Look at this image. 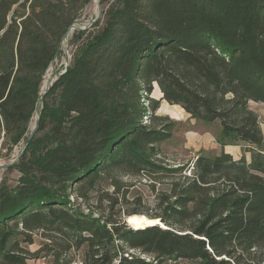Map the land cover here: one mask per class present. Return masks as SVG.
I'll return each instance as SVG.
<instances>
[{"label":"trees","instance_id":"1","mask_svg":"<svg viewBox=\"0 0 264 264\" xmlns=\"http://www.w3.org/2000/svg\"><path fill=\"white\" fill-rule=\"evenodd\" d=\"M89 2L0 0L8 152L32 131L45 74ZM73 39L83 41L44 94L36 133L6 168L17 183H0V264H73L82 249L83 264H264V132L250 107L264 103V0H112ZM162 100L219 122L223 145L243 154L167 162L159 144L177 121L157 113ZM137 179L158 212L130 198ZM132 214L167 227L132 228Z\"/></svg>","mask_w":264,"mask_h":264},{"label":"rangeland","instance_id":"2","mask_svg":"<svg viewBox=\"0 0 264 264\" xmlns=\"http://www.w3.org/2000/svg\"><path fill=\"white\" fill-rule=\"evenodd\" d=\"M111 1L112 0H90V2L83 8L80 16L73 24L78 27H85V29L87 30H92L95 22L98 19L101 21L104 20L105 10L108 8ZM98 15L99 17L97 18ZM76 30L77 29L72 30L70 36L62 41L60 54L52 62L46 72V74L50 72L51 75H53L54 79L52 80V83L58 77V75L56 76V74H59L64 69V67L72 61L75 50L83 41V39H81L80 41L73 39V34ZM42 89L44 91V83L42 85ZM161 94L162 93L159 87L156 86L155 90L152 93V96L160 99ZM250 107L258 113L259 120L264 132V103L250 101ZM157 113L160 115H168L173 120L177 121L173 136L170 139L159 144L161 158L169 163H190L194 161L193 159L196 155H199L201 153L211 155L218 154L219 152H221V150H226L227 147L231 148L230 146H236L240 149V153L242 154L244 152L242 145H223L222 140L219 139L220 126L219 122L217 121L214 123H205L202 121H198L195 118H192L180 105H170L166 100L161 101V105L157 110ZM37 117L38 116L36 113L30 123V129L35 128ZM22 144L23 142L20 145L16 146L10 152H8L7 148H5V151L2 152V156L8 160L7 163L14 161L15 158L18 157V155L21 153ZM246 155L247 157H250V153H247ZM19 175L20 173L16 169L10 171H6V169H0V183L6 180L9 185H15L17 183ZM124 178L126 180H130L128 177ZM137 180L138 181H136V185L130 192V198L133 199L136 196H141L144 201L143 208L145 210L150 213L158 212V209L155 207L156 194L152 191L149 184L145 180ZM105 187L110 188V185L106 184ZM157 187L162 188L163 185H157ZM146 216L140 215L137 217L144 218L145 224L147 221ZM134 218L135 217H131L132 222L137 225L136 226L133 224L134 227L138 228L144 226V224L135 222ZM43 242L44 239L37 233L35 234V243L29 245V247L35 250L39 248ZM83 252L84 249L78 252V258H83ZM51 258L52 257H40L37 262L39 264H47L51 261Z\"/></svg>","mask_w":264,"mask_h":264},{"label":"water","instance_id":"3","mask_svg":"<svg viewBox=\"0 0 264 264\" xmlns=\"http://www.w3.org/2000/svg\"><path fill=\"white\" fill-rule=\"evenodd\" d=\"M100 14H101V9H100ZM98 17H99V15L97 16V18H98ZM84 28H85V27H78V26H76L75 24H71V25L69 26L68 30L66 31V33L64 34V36H63V40L67 39V38L70 36V33L72 32V29L74 30V29H84ZM57 75H58V74H56V76H57ZM51 84H52V82H51ZM51 84L48 85L46 88H44L43 95L41 96V98H40V100H39V104H38V106H37V108H36V113H37V116H38V117L40 116V113H41V103H42V101H43L44 94L49 90ZM161 96H162V94H161ZM37 128H38V124H36L35 128L32 129V131L30 132L29 136H28V137L26 138V140L23 142V144H22L23 149H24V147L30 142V140L32 139V137H33L34 134L36 133ZM23 149L21 150V153L23 152ZM18 158H19V157H18ZM17 160H18V159H17ZM17 160L12 161V162H9V163H6V164H0V169H6V168H8V167L14 165V164L17 162ZM133 215H142V216H146L145 214H132V215H128V216H126V218H125V222L127 223L128 226H130V227H132V228H134V227L131 225V220H130V218H131V216H133ZM146 218H147V221H148V222H147V225H145V226L142 227V228H145V227H148V226H155V225H159L160 227H164V225H165L164 222L162 221V219L159 218V217H149V216H146ZM164 228H166V227H164ZM135 229H139V228H135Z\"/></svg>","mask_w":264,"mask_h":264},{"label":"built area","instance_id":"4","mask_svg":"<svg viewBox=\"0 0 264 264\" xmlns=\"http://www.w3.org/2000/svg\"><path fill=\"white\" fill-rule=\"evenodd\" d=\"M1 124H2V121H1ZM4 140H5V130H4V128L2 127V129H1V134H0V164H6L7 161H8L6 158H4V157L2 156V152L5 151ZM19 155H20V154H19ZM19 155H18V157H19ZM18 157H16L15 160H17ZM197 157H198V155H196V156L194 157L193 160H195ZM15 160H14V161H15ZM11 161H12V159H11ZM73 264H80V262L76 260Z\"/></svg>","mask_w":264,"mask_h":264},{"label":"bare ground","instance_id":"5","mask_svg":"<svg viewBox=\"0 0 264 264\" xmlns=\"http://www.w3.org/2000/svg\"><path fill=\"white\" fill-rule=\"evenodd\" d=\"M73 30V29H72ZM54 74V73H53ZM54 79V77H53V75H51V73L50 72H48L47 74H46V76H45V78H44V88H46L48 85H50L51 84V82H52V80ZM132 217V216H131ZM130 220H131V218H130ZM134 221L135 222H137V223H139V224H144V218H142V217H135L134 218ZM147 222L148 221H146V223L144 224V226L145 225H147ZM131 225L133 226V222H132V220H131ZM143 226V227H144ZM134 227V226H133ZM164 227H166L165 225H164ZM134 228H136V227H134ZM138 228H142V227H138Z\"/></svg>","mask_w":264,"mask_h":264},{"label":"crops","instance_id":"6","mask_svg":"<svg viewBox=\"0 0 264 264\" xmlns=\"http://www.w3.org/2000/svg\"><path fill=\"white\" fill-rule=\"evenodd\" d=\"M230 147L231 148L227 147L225 151L232 153L235 158H239L242 155V153H240L239 148H237L236 146H230ZM248 158H250V157H248ZM77 260L80 262V264H83L81 257L78 258Z\"/></svg>","mask_w":264,"mask_h":264}]
</instances>
